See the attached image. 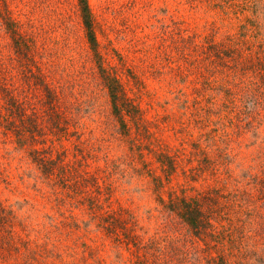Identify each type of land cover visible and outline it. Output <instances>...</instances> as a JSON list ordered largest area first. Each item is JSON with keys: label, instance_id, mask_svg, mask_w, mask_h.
I'll use <instances>...</instances> for the list:
<instances>
[{"label": "rangeland", "instance_id": "374dc122", "mask_svg": "<svg viewBox=\"0 0 264 264\" xmlns=\"http://www.w3.org/2000/svg\"><path fill=\"white\" fill-rule=\"evenodd\" d=\"M87 1L95 50L78 0H0V67L41 129L19 144L0 126V264H138L103 227L110 212L144 242L179 240L207 264L203 242L165 205L249 187L264 172V0ZM7 9L35 35L37 60L19 58ZM43 67L60 101L35 85ZM104 75L122 85L116 107ZM258 255L252 264H264Z\"/></svg>", "mask_w": 264, "mask_h": 264}, {"label": "trees", "instance_id": "16d2710c", "mask_svg": "<svg viewBox=\"0 0 264 264\" xmlns=\"http://www.w3.org/2000/svg\"><path fill=\"white\" fill-rule=\"evenodd\" d=\"M78 4L86 35L91 48L95 50L97 40L88 1L78 0ZM7 13L2 16L3 21L10 29L19 58L27 64L36 59L37 52H29L36 42V37L21 31L18 28V21L10 15L8 9ZM245 69L257 72L261 70L254 66H246ZM36 75L38 78L35 85L43 92L44 98L50 101L55 99L60 101V95L47 80L48 75L44 67L39 68ZM104 78H106L113 104L116 107L119 99L116 90L121 89L122 85L115 76L104 75ZM20 92L21 90L14 84L7 81L3 67H0V126L3 127L4 133L13 134L15 141L19 144L26 141L35 143L41 130L38 123V110L34 107L31 113H27V102ZM225 92L227 98H230L229 101L235 104V97L229 86L226 87ZM224 105L229 106V104ZM251 121L252 119L247 123ZM32 151L37 153L38 150L33 148ZM34 158L46 173L53 170L54 160L47 161V158L39 155H35ZM165 160L166 165L172 170L175 167L174 159L166 157ZM248 184L249 187L238 186L232 190H228L225 185L213 186L205 190H197L190 196L185 195L181 198L171 196L166 203L168 210L187 225L191 235L203 242L202 252L207 264H252L249 259L251 256L258 255L256 249L248 248L247 240L250 237L255 239V243L264 240V172L261 175H254L251 183L248 182ZM6 211V208L2 206L0 224L7 219ZM107 215L102 223L106 232L114 237L116 242L129 244L128 248L132 249L138 264H194L190 261L191 251L186 244H179V240L164 239L165 243L162 244L159 238L150 237V241L144 242L139 234L130 232L126 226H119L118 218L113 212ZM185 240L188 241V239ZM4 248L6 247L0 245L1 250ZM212 249H215L216 253H212ZM258 256H261L264 262V256L262 254ZM257 260L260 261L259 257Z\"/></svg>", "mask_w": 264, "mask_h": 264}]
</instances>
